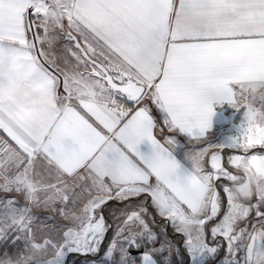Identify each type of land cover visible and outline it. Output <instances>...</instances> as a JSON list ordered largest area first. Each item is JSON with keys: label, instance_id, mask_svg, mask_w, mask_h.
Masks as SVG:
<instances>
[{"label": "snow or ice", "instance_id": "obj_1", "mask_svg": "<svg viewBox=\"0 0 264 264\" xmlns=\"http://www.w3.org/2000/svg\"><path fill=\"white\" fill-rule=\"evenodd\" d=\"M57 35L74 42L71 61L51 54ZM148 99L168 132L189 141H206L218 107L241 115L227 118L219 143L181 159L176 136L157 138ZM0 129L14 141L0 138V192L25 201L0 198V241H24L0 264L95 253L109 230L97 210L140 196L178 225L191 264H205L217 252L205 225L221 211V177L235 192L223 187L227 209L212 237L225 241L228 264H264V153L251 151L264 149V0H0ZM214 147L241 153L228 157L235 173L222 151L206 170ZM85 195L79 215L59 209L73 221L62 237L33 231L32 207L76 206ZM253 210L257 223L238 228ZM146 213L143 202L123 213L104 253L112 264H137L130 249L158 239ZM163 251L144 250L139 264H158Z\"/></svg>", "mask_w": 264, "mask_h": 264}, {"label": "crops", "instance_id": "obj_2", "mask_svg": "<svg viewBox=\"0 0 264 264\" xmlns=\"http://www.w3.org/2000/svg\"><path fill=\"white\" fill-rule=\"evenodd\" d=\"M45 47H47V45H45ZM69 48L74 49L73 41L68 40L64 35H57L50 52L57 58V62L62 64L63 58H67L70 61L73 59L67 51ZM147 104L151 108L152 114L156 118L159 125V128L156 129L157 138L163 142L164 138L167 136H176L181 145V147L176 150V155L181 159H183L186 154H194L195 150L201 148L207 142L219 143L223 136L229 134V129L231 128V125L226 122L227 118L231 117L234 123H239V116L241 115L227 105L220 106L216 109V115L213 118V127L211 132L207 135L206 141H189L182 134L169 133L167 128L163 126L161 114L156 107L152 105L150 99L147 100ZM255 106L259 107V104H256ZM160 128H163V132L160 131ZM8 138L11 141V138ZM11 142L14 144V141ZM141 147L142 149L144 148L143 145ZM221 151L222 150L218 147L208 150L209 154L205 156L206 170H211L210 164L208 163L210 154L212 152ZM251 151L253 153H264V149L260 148L253 149ZM235 154L241 153L235 149L223 150L221 160L222 166L234 173L236 172V169L229 165L228 157ZM37 170L42 172L40 164H37ZM225 185L232 187L233 191L235 190L232 183L223 177H221L216 184L217 190L221 196V211L215 219L206 223L205 233L207 235V243L209 246L216 247L217 252L214 255H208L205 260V264H228V260L230 259L227 255V247L223 238L217 236L214 239L210 231L213 226L219 223V220L223 217L224 211L227 209V201L223 192V187ZM78 190L79 189H77V191ZM93 195H96V193L93 192ZM8 197H15L21 206L25 204L24 198L20 193L0 192V198ZM88 199H91V197L85 195L84 201L78 202L76 206H73L71 202H68L66 205L57 202L49 207H32V214L35 217L33 231L38 236L47 234L54 238L62 237L63 231H65L67 227L73 226V221L65 219L64 216L60 214L59 209L66 208L69 217L73 214L79 215L80 210L83 208V203ZM141 202H143V206L147 209V213L143 216V218L148 224L150 231L158 237L154 243H148L146 240L143 241V243L148 250L152 248H160L162 244L164 245V251L162 253H154V258L158 259L161 264H165V258H167V264H191L185 244L187 237L182 232L177 231L178 225H174L168 218L158 214V210L153 206L151 198L147 196L133 197L124 201L115 199L109 200L105 205L98 209L97 214L103 215L107 225H109V230L106 233L105 239L99 251L95 253H68L65 256V264H112V261L106 259L104 255L108 244L117 230V225L121 224L126 218L123 213L125 211H132ZM254 202L255 198H253V203ZM261 210L264 211V208ZM256 223L257 217L255 215V210H253L247 221L239 222L238 228H243L247 224L248 228L251 229V226ZM46 229H50L51 231H44ZM140 230L141 229L138 226H133V231ZM22 245H24L23 240L19 241L16 245H13L12 240H10L0 249V260H4L9 256L14 258L18 254L17 249ZM131 255L136 258L137 264H139L140 255ZM118 256L119 254L116 253L115 258L118 259Z\"/></svg>", "mask_w": 264, "mask_h": 264}, {"label": "built area", "instance_id": "obj_3", "mask_svg": "<svg viewBox=\"0 0 264 264\" xmlns=\"http://www.w3.org/2000/svg\"><path fill=\"white\" fill-rule=\"evenodd\" d=\"M131 106V105H129ZM0 138H4L5 140L9 141V143L12 144V142L10 141V139L7 137V135L0 129ZM11 239L7 240V241H0V249L10 241ZM24 250V245H22L21 247H19L17 249V252H22Z\"/></svg>", "mask_w": 264, "mask_h": 264}, {"label": "water", "instance_id": "obj_4", "mask_svg": "<svg viewBox=\"0 0 264 264\" xmlns=\"http://www.w3.org/2000/svg\"><path fill=\"white\" fill-rule=\"evenodd\" d=\"M73 45H74V42H73ZM144 250H148V249L146 248L145 244L142 242V246L139 250L133 248V249H130V252H131V254H139L140 255ZM154 259H156V258H154ZM156 260L158 261V264H161L158 259H156Z\"/></svg>", "mask_w": 264, "mask_h": 264}, {"label": "clouds", "instance_id": "obj_5", "mask_svg": "<svg viewBox=\"0 0 264 264\" xmlns=\"http://www.w3.org/2000/svg\"><path fill=\"white\" fill-rule=\"evenodd\" d=\"M234 192H235V190H234ZM237 195H239V194L237 193Z\"/></svg>", "mask_w": 264, "mask_h": 264}]
</instances>
